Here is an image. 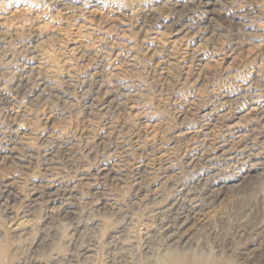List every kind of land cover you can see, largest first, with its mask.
I'll list each match as a JSON object with an SVG mask.
<instances>
[{
  "label": "rangeland",
  "instance_id": "1",
  "mask_svg": "<svg viewBox=\"0 0 264 264\" xmlns=\"http://www.w3.org/2000/svg\"><path fill=\"white\" fill-rule=\"evenodd\" d=\"M261 110L264 0H0V264H264Z\"/></svg>",
  "mask_w": 264,
  "mask_h": 264
},
{
  "label": "bare ground",
  "instance_id": "2",
  "mask_svg": "<svg viewBox=\"0 0 264 264\" xmlns=\"http://www.w3.org/2000/svg\"><path fill=\"white\" fill-rule=\"evenodd\" d=\"M201 4V3H200ZM202 6H203V4H202ZM253 104V103H252ZM253 109H255V108H253ZM255 111H257V110H255ZM261 113H264V110H261ZM206 125H208V124H206ZM233 135V134H232ZM236 139H239V141H241L242 139H243V136H241V135H238L237 136V138ZM245 140V139H244ZM246 141V140H245ZM236 144V143H235ZM242 144V143H241ZM238 145V144H237ZM252 151V150H251ZM260 154V153H259ZM259 154L257 153L256 155H250V157H252V160L251 159H248L247 161H246V164L248 165V169H247V171H249L252 167H255V165L254 164H252L251 162H253L254 160H257V159H259ZM262 155V154H261ZM248 157V156H247ZM254 157V158H253ZM215 158V157H214ZM229 159V158H228ZM242 159H244V158H242ZM262 159V158H261ZM214 160V159H213ZM238 160V159H237ZM215 161V160H214ZM210 162V161H209ZM245 164V163H244ZM241 165V164H240ZM260 165V164H259ZM243 166V165H242ZM241 166V167H242ZM246 168V167H245ZM166 170H167V168H166ZM225 170V169H224ZM244 171V170H243ZM238 175V174H237ZM52 184H55L56 186L58 185V186H60V189H62V191H63V193H67L68 194V189L70 188V181L69 182H65V181H63V180H61L60 178H53L52 180ZM222 182V181H221ZM67 184V185H65V184ZM216 191V190H215ZM220 193V192H219ZM62 195V194H61ZM187 195V194H186ZM191 201V200H190ZM199 205V204H198ZM195 207H197V206H195ZM195 207H193V209L192 210H194V209H196ZM189 212V211H188ZM189 214H190V212H189ZM187 218V217H186ZM179 219V218H178ZM177 219V220H178ZM181 226H183V224L181 225ZM184 227V226H183ZM178 228V227H177ZM176 228V229H177ZM179 228H181V227H179ZM175 229V228H174ZM182 229V228H181ZM179 230V229H178ZM175 232V231H174ZM178 234V233H177ZM173 235V234H172ZM176 235V234H175ZM172 237H174V236H172ZM171 240H172V238H171ZM0 257H1V261L4 263L5 262V257H6V251H5V249H2V252L0 253ZM173 259H176L175 258V256H174V258ZM175 261V260H174ZM173 263V262H172ZM172 263H170V264H172ZM160 264H169L168 263V261H162ZM178 264H179V261H178Z\"/></svg>",
  "mask_w": 264,
  "mask_h": 264
}]
</instances>
